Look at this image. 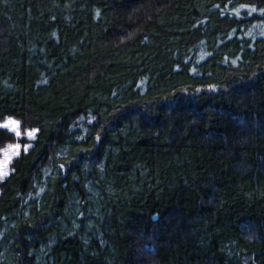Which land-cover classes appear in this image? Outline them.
I'll return each mask as SVG.
<instances>
[{
	"label": "trees",
	"instance_id": "1",
	"mask_svg": "<svg viewBox=\"0 0 264 264\" xmlns=\"http://www.w3.org/2000/svg\"><path fill=\"white\" fill-rule=\"evenodd\" d=\"M261 9L0 0V264H264Z\"/></svg>",
	"mask_w": 264,
	"mask_h": 264
},
{
	"label": "snow or ice",
	"instance_id": "2",
	"mask_svg": "<svg viewBox=\"0 0 264 264\" xmlns=\"http://www.w3.org/2000/svg\"><path fill=\"white\" fill-rule=\"evenodd\" d=\"M255 10V8L252 9V11ZM261 11H264V9H261ZM233 63H235V61H233ZM0 128L9 131L18 140L24 137H27L28 139H34L36 133L38 132V129H31L22 133L20 130V121L12 118H8L3 123H0ZM29 147L30 145L28 144L21 146V144L16 143L9 144L6 146V149L0 150V179H3L10 174L9 166L12 161L20 155L21 149L26 153Z\"/></svg>",
	"mask_w": 264,
	"mask_h": 264
},
{
	"label": "rangeland",
	"instance_id": "3",
	"mask_svg": "<svg viewBox=\"0 0 264 264\" xmlns=\"http://www.w3.org/2000/svg\"><path fill=\"white\" fill-rule=\"evenodd\" d=\"M7 119H5V120H3V121H0V123H3L4 121H6ZM4 149H6V146L2 149V150H4Z\"/></svg>",
	"mask_w": 264,
	"mask_h": 264
}]
</instances>
